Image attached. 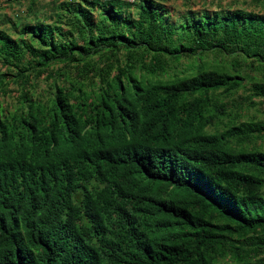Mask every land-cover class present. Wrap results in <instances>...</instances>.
<instances>
[{
	"label": "trees",
	"instance_id": "1",
	"mask_svg": "<svg viewBox=\"0 0 264 264\" xmlns=\"http://www.w3.org/2000/svg\"><path fill=\"white\" fill-rule=\"evenodd\" d=\"M169 1L0 22V264H264V13Z\"/></svg>",
	"mask_w": 264,
	"mask_h": 264
},
{
	"label": "rangeland",
	"instance_id": "2",
	"mask_svg": "<svg viewBox=\"0 0 264 264\" xmlns=\"http://www.w3.org/2000/svg\"><path fill=\"white\" fill-rule=\"evenodd\" d=\"M7 1L8 0H0V22L2 23L5 21L2 27L6 29L8 33L13 35V38H15L16 33L14 30H8L14 23H8L7 21L11 19L12 21L18 22L20 19L18 24L33 21L34 19L31 17H26V8L31 4L32 0H25V2L22 0L11 1L10 3ZM52 1L54 0H35L34 10H40L46 14L47 12H50V7L48 6L51 5ZM56 1L62 2L65 0ZM167 5L172 6L173 11L176 13L184 12L186 9L199 11L204 8L209 10L243 8L264 13V0H170ZM135 12L136 9L132 8L131 13L133 14ZM253 101L260 102L261 99L253 98ZM246 114L257 118H262L264 116V103L258 104L254 108H250L248 111H246ZM208 130L213 131L211 128Z\"/></svg>",
	"mask_w": 264,
	"mask_h": 264
},
{
	"label": "built area",
	"instance_id": "3",
	"mask_svg": "<svg viewBox=\"0 0 264 264\" xmlns=\"http://www.w3.org/2000/svg\"><path fill=\"white\" fill-rule=\"evenodd\" d=\"M90 1H98V2L119 1L126 4H134L136 0H90Z\"/></svg>",
	"mask_w": 264,
	"mask_h": 264
}]
</instances>
